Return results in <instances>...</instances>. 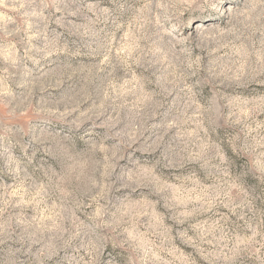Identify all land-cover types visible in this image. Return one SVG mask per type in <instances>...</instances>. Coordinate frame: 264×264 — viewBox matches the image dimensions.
Masks as SVG:
<instances>
[{
    "label": "clouds",
    "instance_id": "9594fccd",
    "mask_svg": "<svg viewBox=\"0 0 264 264\" xmlns=\"http://www.w3.org/2000/svg\"><path fill=\"white\" fill-rule=\"evenodd\" d=\"M0 264H264V0H0Z\"/></svg>",
    "mask_w": 264,
    "mask_h": 264
}]
</instances>
